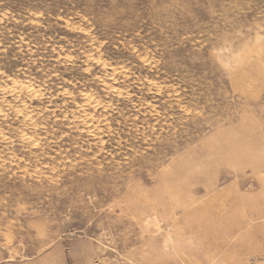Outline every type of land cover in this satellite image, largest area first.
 <instances>
[{"label": "rangeland", "instance_id": "1", "mask_svg": "<svg viewBox=\"0 0 264 264\" xmlns=\"http://www.w3.org/2000/svg\"><path fill=\"white\" fill-rule=\"evenodd\" d=\"M0 264H264V0H0Z\"/></svg>", "mask_w": 264, "mask_h": 264}, {"label": "bare ground", "instance_id": "2", "mask_svg": "<svg viewBox=\"0 0 264 264\" xmlns=\"http://www.w3.org/2000/svg\"><path fill=\"white\" fill-rule=\"evenodd\" d=\"M159 92V91H158Z\"/></svg>", "mask_w": 264, "mask_h": 264}]
</instances>
